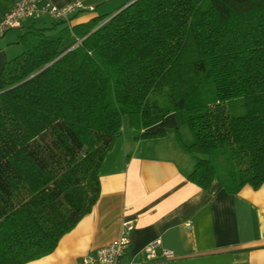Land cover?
Returning <instances> with one entry per match:
<instances>
[{
	"label": "trees",
	"instance_id": "trees-1",
	"mask_svg": "<svg viewBox=\"0 0 264 264\" xmlns=\"http://www.w3.org/2000/svg\"><path fill=\"white\" fill-rule=\"evenodd\" d=\"M107 19L31 28L2 70L0 264L51 254L93 210L125 117L158 139L144 130L176 114L201 190L264 184V0H136Z\"/></svg>",
	"mask_w": 264,
	"mask_h": 264
},
{
	"label": "crops",
	"instance_id": "crops-1",
	"mask_svg": "<svg viewBox=\"0 0 264 264\" xmlns=\"http://www.w3.org/2000/svg\"><path fill=\"white\" fill-rule=\"evenodd\" d=\"M50 1L57 6L82 3L84 9L66 24L69 27L95 17L109 18L125 3ZM13 4L14 0H0V20ZM29 22L0 37V92L5 64L24 52L20 37L35 28ZM159 130L167 136L137 139L128 119L123 121L122 135L100 170L97 204L54 252L28 264H79L118 238L124 221L134 226L125 262L140 258L149 243L160 239L162 247L175 254L162 264H264V184L258 190L245 186L238 194H229L216 177L208 190L197 188L188 181L196 164L195 155L184 148L193 143L189 128L171 113L144 132Z\"/></svg>",
	"mask_w": 264,
	"mask_h": 264
},
{
	"label": "built area",
	"instance_id": "built-area-1",
	"mask_svg": "<svg viewBox=\"0 0 264 264\" xmlns=\"http://www.w3.org/2000/svg\"><path fill=\"white\" fill-rule=\"evenodd\" d=\"M83 9L78 1L57 6L50 0H14L12 8L0 20V37L9 30L23 28L24 23L30 20L47 19L48 23L67 24ZM133 230V223L124 221L118 238L98 249L95 254L84 257L79 264H162L175 258L174 252L163 248L161 240L157 239L143 249L140 258L125 262L124 257L131 248Z\"/></svg>",
	"mask_w": 264,
	"mask_h": 264
},
{
	"label": "rangeland",
	"instance_id": "rangeland-1",
	"mask_svg": "<svg viewBox=\"0 0 264 264\" xmlns=\"http://www.w3.org/2000/svg\"><path fill=\"white\" fill-rule=\"evenodd\" d=\"M29 23H35L34 25H35V27H44V26H47V25H49V23H48V20L47 19H41V20H37V21H32V20H30V22ZM28 23V24H29ZM63 26H61V27H59V28H62ZM242 112V111H241ZM124 121L127 123V117H125L124 118Z\"/></svg>",
	"mask_w": 264,
	"mask_h": 264
},
{
	"label": "water",
	"instance_id": "water-1",
	"mask_svg": "<svg viewBox=\"0 0 264 264\" xmlns=\"http://www.w3.org/2000/svg\"><path fill=\"white\" fill-rule=\"evenodd\" d=\"M135 1H136V0L131 1V2L128 3L126 6H124L120 11H122L123 9H125L126 7H128L130 4H132V3L135 2ZM120 11H119V12H120ZM119 12H118V13H119ZM118 13H116V14H118ZM116 14H115V15H116ZM115 15H113V16H115ZM113 16L109 17V19H107L106 21H104V22L102 23V25H103L105 22H107L108 20H110ZM100 26H101V25H100ZM100 26H99V27H100ZM99 27H98V28H99ZM95 30H97V28H96ZM95 30H93L92 32H94ZM48 66H49V65H48ZM48 66H47V67H48Z\"/></svg>",
	"mask_w": 264,
	"mask_h": 264
}]
</instances>
